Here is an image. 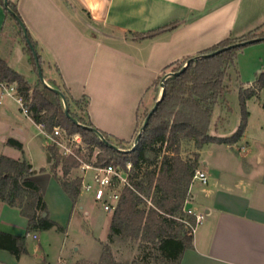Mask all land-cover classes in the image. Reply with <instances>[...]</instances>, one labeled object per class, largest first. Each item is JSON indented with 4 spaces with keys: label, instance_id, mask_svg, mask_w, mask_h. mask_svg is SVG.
<instances>
[{
    "label": "crops",
    "instance_id": "0c3cea01",
    "mask_svg": "<svg viewBox=\"0 0 264 264\" xmlns=\"http://www.w3.org/2000/svg\"><path fill=\"white\" fill-rule=\"evenodd\" d=\"M11 1L38 43L42 67L47 65L55 72L53 83L64 84L75 99L87 96V115L95 127L126 141L135 135L142 107L155 102L152 90L166 67L225 38L264 27V0H68L72 8L64 0ZM10 25L0 2V55L25 75L19 70L26 53L24 44L13 25L15 33L6 36L5 28ZM258 43L239 52L237 64L243 81L237 75V83L238 88L254 87L258 92L250 99L261 117L252 125L250 114L238 142L208 143L199 150V169L206 172L208 182L195 191L199 179H193L186 210L203 218L193 231V246L185 249L180 264H264V97L260 91L264 88L254 85L257 72L264 68V43ZM7 99L17 103L0 94V104ZM1 111L6 117H17L12 107L3 106ZM24 115L36 126L31 116ZM0 125L8 131L2 135L3 143L16 138L23 150L6 145L24 153V134L6 122ZM250 126H255L258 136L250 138ZM216 135H220L217 130ZM211 144L220 146L219 159L203 155L204 147ZM48 146H42L43 150L48 151ZM235 147L243 151V159L230 152ZM3 155L27 159L32 164V179L42 192L46 180L64 200H70L52 173L40 171L53 161L45 165L43 153L38 160L31 153L23 158ZM26 228L27 219L19 209L0 202V230L24 235Z\"/></svg>",
    "mask_w": 264,
    "mask_h": 264
},
{
    "label": "trees",
    "instance_id": "16d2710c",
    "mask_svg": "<svg viewBox=\"0 0 264 264\" xmlns=\"http://www.w3.org/2000/svg\"><path fill=\"white\" fill-rule=\"evenodd\" d=\"M0 2L4 4V0ZM64 2L73 7L68 0ZM9 4L21 17L16 3L9 0ZM6 13L10 21L17 22V34H20L24 51L29 55V61L37 72L33 51L22 28L14 16L8 11ZM7 29L6 26L5 30ZM29 36L38 51L37 41L30 32ZM255 38L262 39L254 43L264 41L263 26L238 37L225 38L199 51L194 56H201L192 60L184 71L168 77L165 81L164 97L152 114L136 148L131 149L132 146H125L129 141L102 131L122 150L106 145L94 131L75 123L65 114L64 103L58 93L42 82L32 86L25 75L11 67L0 55V80L17 83L18 93L28 106L31 117L37 123H45L47 132L51 133L54 127L60 126L69 136L79 134L91 152L94 148L99 149L98 164L113 162L126 166L131 162L133 165L131 185L122 190L119 204L113 212L110 243L116 238H122L142 240L151 246L143 249L138 258L128 263L116 260L111 244L106 243L99 264H180L185 249L193 246L192 227L197 225V216L186 210V202L190 196L195 172L200 166L199 150L208 143H236L244 134L249 116L246 103L257 93L250 87H240L243 118L238 131L229 137L211 134L210 131L216 106L222 102L229 109L226 99L229 87L225 79L230 69L239 76L238 54L246 46L254 44L248 41ZM217 50L220 51L216 52ZM209 53L214 54L202 56ZM38 54L42 62L41 55L39 52ZM194 56L175 61L166 69L174 67L173 70L178 71ZM162 77L163 75L155 83L158 94ZM51 84L66 94L70 113L79 122L95 127L87 115V96L75 99L64 84ZM254 85L260 89L264 88V71L257 76ZM149 111L150 109L141 122L139 119L133 139ZM186 142L196 147L193 155L183 154ZM6 144L23 150V143L16 138H8ZM48 151L53 160L50 167L52 174L76 203L81 194L82 182L80 176L69 178V175L73 168L79 167L80 161L74 155H64L52 142ZM75 151L79 156L82 154L80 146L75 148ZM32 174V164L27 159L0 156V202L20 210L21 215L27 219V234L56 225L48 214L42 215L47 211V203L40 185L32 179ZM0 248L19 257L27 252L26 236L0 230Z\"/></svg>",
    "mask_w": 264,
    "mask_h": 264
},
{
    "label": "rangeland",
    "instance_id": "374dc122",
    "mask_svg": "<svg viewBox=\"0 0 264 264\" xmlns=\"http://www.w3.org/2000/svg\"><path fill=\"white\" fill-rule=\"evenodd\" d=\"M90 21L92 22L91 19ZM12 25L15 27L14 30H16L17 32L19 31L17 22L15 20H11V25L6 31V36L7 34L13 35L15 33V31L11 27ZM16 35H18V38L22 42L20 34L18 33ZM14 41L15 40L13 38L8 44H12ZM259 43H264V41ZM19 68V70L25 72L27 79L34 85L41 82L38 73L34 69L33 64L29 61V55L27 53L23 54V60L21 61ZM42 68L44 77L48 79V81L53 83L54 79L52 78L54 77L52 75H54L55 72H50V69L47 65H44ZM173 68L174 67L167 68L163 76L169 71H174ZM263 71L264 68L258 71L257 76H259ZM239 79L243 81V78L240 76ZM225 83L229 87V91L226 94L229 109L226 106H221V104L219 103L220 106H217L216 112L212 118L210 133L216 135L217 130L220 134L219 136L229 137L238 131L243 118L240 88H238L239 83H237V74L233 69H230L229 74L225 79ZM255 87L260 89L258 86ZM250 89L255 90L254 87H250ZM152 91L156 101V96L159 97L160 95L161 87L159 94L156 92V87H154ZM260 91H262L261 95L264 97V89ZM154 103L151 102L148 106L144 105L142 107L140 113V122L144 118L147 110H151ZM3 106L12 107V109L17 112V117H6V115L1 111ZM246 108L249 111L248 119L250 118V114L252 113V118L254 119L252 125L254 123L257 124V121L261 117V114H258L259 112L256 109L255 101L253 99H248ZM0 122H6L15 127L16 130H19V132H21V134H24L26 138L25 152L23 153V151L15 150L3 143L2 135L7 134L8 131H6L7 126L0 125V132H2V134L0 133V156L10 153L14 154L18 158H23L25 157V155L27 156V154L29 157V153H31L32 155L34 154L36 157L38 155L41 156V154L43 153L42 160L45 159L46 161L44 160V164L47 165L49 158L48 151H44L42 146H45L47 148V146L51 143V139L39 127H37V124L36 126L32 124V122L22 113L20 106L15 103L14 100L7 99L3 104H0ZM258 132L259 131L255 128V126H250V138L253 136H258ZM135 138L126 143L125 146L133 147ZM65 142L72 144L74 149L78 147L75 140H65ZM241 144L242 142H239L237 146L239 145L238 147L240 148ZM78 145H81V148L83 147V155L80 154V156L84 160L90 162L97 161L99 152L98 148H94V151L91 152L90 148L87 147L84 143ZM219 147L220 146L216 144L206 145L203 150V155L206 158H210L211 160H214L216 158L219 159ZM195 148L196 147H194L190 142H186L183 146V154L185 156L193 155ZM230 152L233 153V155H235L236 157L243 159V151L231 148ZM36 160H38V157L36 158ZM119 165L124 166L122 164ZM50 167L39 168L41 172L48 170L50 173H52ZM42 169L45 170L42 171ZM59 172L61 173L60 169ZM80 173V167H75L72 169L69 178H76L80 175ZM55 180L56 183H58L57 185L59 186L60 183L56 178ZM44 184L45 192L43 193L45 194H43V196L47 203L46 212L49 218L56 222V225L50 229H40L38 231L30 232L28 235L26 228V231L23 232L24 235L19 234L17 236H26L27 252L18 257L13 252L0 248V264H99L102 257L104 244L110 243V228L113 212L105 210L103 208V204L95 200L94 196L91 193L82 190V186L80 197L78 201L74 203L71 198L70 200L69 198H65L64 200L63 196H60L58 190H55V186L53 184H51V186L49 187V184L47 185L46 180H44ZM204 185L205 184L200 180H196L194 185L195 191L201 189L202 187H204ZM59 187L62 186L60 185ZM57 194H59V196ZM149 205H151L150 202ZM17 231L22 232V230ZM33 234H36L37 237L35 238ZM110 244L116 260L128 263H131L134 259L138 258L143 249L151 246L143 242L142 240L122 238H116L115 241L111 242Z\"/></svg>",
    "mask_w": 264,
    "mask_h": 264
},
{
    "label": "built area",
    "instance_id": "2783aa9c",
    "mask_svg": "<svg viewBox=\"0 0 264 264\" xmlns=\"http://www.w3.org/2000/svg\"><path fill=\"white\" fill-rule=\"evenodd\" d=\"M0 93L13 97L20 105L21 111L31 116L28 106L26 105L23 97L18 93L17 83H9L7 81L0 80ZM37 123V122H36ZM37 125L45 132V134L51 139V142L55 144L64 155H74L80 161V178L82 190L91 193L95 200L103 204V208L109 212H114L119 204L122 190L130 186V175L133 171V165L128 162L126 166L119 164L108 163L98 164L97 161H86L79 156L72 144L65 142L75 140L77 146L82 144V139L79 134L69 136L66 131L60 127H54L53 132L46 131L45 123H37ZM65 139V140H64ZM83 148V147H82ZM194 179H199L203 183L208 182V175L206 172L198 169L195 172ZM189 213H193L191 209L187 210ZM203 215H197V223L200 222ZM196 226L192 227V231ZM36 237V235H34Z\"/></svg>",
    "mask_w": 264,
    "mask_h": 264
},
{
    "label": "water",
    "instance_id": "95a60500",
    "mask_svg": "<svg viewBox=\"0 0 264 264\" xmlns=\"http://www.w3.org/2000/svg\"><path fill=\"white\" fill-rule=\"evenodd\" d=\"M4 8L6 9V11H8L12 16L15 17V19L18 21L20 27L22 28L23 32H24V35L26 37V40H27V43L29 44L31 50L33 51V54H34V57H35V60H36V65H37V73L39 75V78L41 80V82L43 83V85L45 86H48L49 88L53 89L56 93H58L62 100H63V103H64V111H65V114L71 118L75 123L83 126V127H86L92 131H94L101 139V141L103 143H105L106 145L110 146V147H113L115 149H119V150H122L118 145H116L115 143L111 142L105 135L104 133L98 129L97 127H94V126H88V125H85V124H82L81 122H79L71 113H70V106H69V102H68V99L66 97V94L58 87H55V86H52L50 85L44 75H43V68H42V62L40 61V56L38 54V51L37 49L35 48V46L32 44L31 42V39H30V36H29V31L27 29V26L26 24L24 23V21L22 20V18L12 9V7L10 6L9 4V0H4ZM262 38H255V39H251L249 40L248 42L249 43H254V42H257V41H260ZM220 50H217L216 52H219ZM215 52V53H216ZM211 54H214V53H209V54H205V55H202V56H209ZM201 56V55H200ZM200 56H194L192 57L191 59H189L186 64L178 71H169L167 72L163 77H162V80L160 82V87H161V92H160V95L159 97L157 98V100L155 101L153 107L151 108V110L149 111V113L147 114V116L145 117V120L135 138V141H134V145L131 149H134L138 146L139 142H140V139H141V136H142V133L143 131L145 130V128L147 127L148 123H149V120L152 116V114L155 112V110L157 109L159 103L161 102V100L163 99L164 97V93H165V87H166V79L170 76H173V75H179L182 71L185 70V68L189 65V63L192 61V60H195L197 58H199ZM48 160L51 161L52 160V157H51V154L48 153ZM36 172V171H35ZM43 216H46L47 215V212H43L42 213Z\"/></svg>",
    "mask_w": 264,
    "mask_h": 264
}]
</instances>
